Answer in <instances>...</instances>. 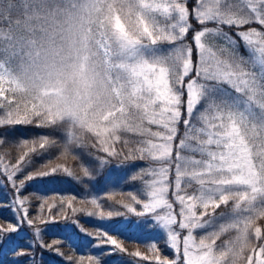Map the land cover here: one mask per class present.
Wrapping results in <instances>:
<instances>
[{
    "label": "snow or ice",
    "instance_id": "6c2138e0",
    "mask_svg": "<svg viewBox=\"0 0 264 264\" xmlns=\"http://www.w3.org/2000/svg\"><path fill=\"white\" fill-rule=\"evenodd\" d=\"M40 3L43 15L22 0L23 19L11 0L0 7V126L50 130L25 139L15 163L0 154L9 197L0 208L11 215L0 257L43 264V251L64 257L61 246L82 233L101 251L67 264H109L105 254L132 258L121 264H264V0ZM69 84L75 108L45 102L66 101ZM113 168L132 187L109 193L107 207L97 196L24 195L33 180L65 177L105 191ZM78 214L101 224L89 232ZM138 232L159 233L163 248L155 239L147 253L128 252L123 241Z\"/></svg>",
    "mask_w": 264,
    "mask_h": 264
},
{
    "label": "trees",
    "instance_id": "16d2710c",
    "mask_svg": "<svg viewBox=\"0 0 264 264\" xmlns=\"http://www.w3.org/2000/svg\"><path fill=\"white\" fill-rule=\"evenodd\" d=\"M50 132L49 129H42L35 126H28V125H16V126H0V140H4L2 145H0V154L7 153L11 157V162L15 163V158L20 154V145L23 143L25 139L31 140L38 138L40 134ZM54 156H58L59 153L56 149L52 150ZM101 155H104L101 153ZM87 159V157H85ZM54 162L61 163L64 161L54 160ZM66 166L73 168L75 172L79 173V167L77 166V162L73 161L71 157L64 162ZM139 163V162H138ZM115 164V161H113ZM106 175H111L115 178V184L109 185L105 191H97L92 188L91 182L87 178H83L82 180H74L72 178H64V181L57 184H52L49 182L48 179H36L29 183V186L24 192V195H28L30 193H38L44 197H51V196H72L75 195L77 200L80 199H88L90 200L93 196L99 197L102 201H104L105 206L109 203L105 198L109 195V193L116 192L118 193L116 199H119L120 192H127L131 189L130 184L123 183V177L128 175L126 171H119L115 168L112 169L111 173H108L107 170L105 171ZM97 188L104 184V178L100 177L95 181ZM10 188V186H9ZM5 189L0 188V204L7 203L9 197L3 195ZM30 199L35 201L34 197H30ZM75 206L79 207L80 205L77 203ZM88 207L89 210L95 211L90 205H85ZM122 210V209H121ZM35 211V209L30 208V212ZM56 210L53 209V212ZM70 211V210H69ZM11 215L10 211L6 207L0 208V223H4L6 220H10ZM78 219L80 220L81 224L85 229L89 232H94L96 229L93 225L99 226L101 221L88 218L83 214H78ZM134 219V218H133ZM111 224H119L120 219H113L110 221ZM79 239L73 238L74 247H69L67 245H62L60 250L64 253V257L56 255L54 253L43 251V264H67L66 257L73 256V258H78L80 255L87 256L89 254H96L101 251V249L96 248L95 241L93 240L92 245L88 247H84V245L88 244V241L91 237H87L82 233H77ZM53 237L50 235L45 236V240L49 241ZM120 239L119 236L116 237ZM155 239L159 240L158 246L163 248V237L160 236L159 233H149V232H138L134 235L131 240H124L123 244L124 247L128 250V252H133L139 249L143 253H147V245L151 242H154ZM39 251V250H38ZM162 255L165 256H172V253L169 252L167 249H164ZM13 258L12 254L9 252L6 256L0 257V261H3L4 264H7V261ZM102 260H107L109 264H121L123 261H128L132 259L127 255L121 257L119 255H107L105 254L101 257ZM136 259V264H150L149 261H142L139 258Z\"/></svg>",
    "mask_w": 264,
    "mask_h": 264
},
{
    "label": "clouds",
    "instance_id": "9594fccd",
    "mask_svg": "<svg viewBox=\"0 0 264 264\" xmlns=\"http://www.w3.org/2000/svg\"><path fill=\"white\" fill-rule=\"evenodd\" d=\"M11 2L13 3L12 12H13L14 18L23 19V10L21 8L22 0H11ZM8 3H9V0H0V7H4ZM35 11L39 12L42 15L45 14V10L43 6L41 5L40 0H36ZM69 36L70 34L66 32L65 39L62 41L61 40L57 41V47L63 48L61 55H64L67 52L68 48L70 47L71 40L69 39ZM56 59L58 60L59 58H56ZM52 60L53 58L51 54H49V62L51 63ZM64 95L67 97L66 101H61L59 104H57L56 97H49L46 99L45 102L48 104H52L54 107H60V108H64L65 106L75 108L76 105L80 103L77 99H75V92L71 84L68 85V88L65 91Z\"/></svg>",
    "mask_w": 264,
    "mask_h": 264
}]
</instances>
